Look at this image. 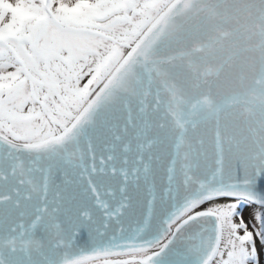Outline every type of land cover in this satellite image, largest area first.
I'll return each instance as SVG.
<instances>
[{
    "label": "snow or ice",
    "instance_id": "6c2138e0",
    "mask_svg": "<svg viewBox=\"0 0 264 264\" xmlns=\"http://www.w3.org/2000/svg\"><path fill=\"white\" fill-rule=\"evenodd\" d=\"M0 264H264V0H0Z\"/></svg>",
    "mask_w": 264,
    "mask_h": 264
},
{
    "label": "rangeland",
    "instance_id": "374dc122",
    "mask_svg": "<svg viewBox=\"0 0 264 264\" xmlns=\"http://www.w3.org/2000/svg\"><path fill=\"white\" fill-rule=\"evenodd\" d=\"M244 216H245V219H246V220H249V219H250V217H249V215H248L247 212L244 213Z\"/></svg>",
    "mask_w": 264,
    "mask_h": 264
}]
</instances>
